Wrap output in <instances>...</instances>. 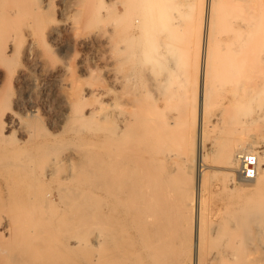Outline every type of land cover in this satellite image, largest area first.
Instances as JSON below:
<instances>
[{"label":"bare ground","instance_id":"1","mask_svg":"<svg viewBox=\"0 0 264 264\" xmlns=\"http://www.w3.org/2000/svg\"><path fill=\"white\" fill-rule=\"evenodd\" d=\"M51 1L0 0V79L31 82L43 93L52 85H70V95H55L62 109L54 117L63 123V130L51 136L36 133L12 108L13 101L2 95L0 84V119L7 117L27 136L26 143L36 144L33 149L20 144L2 157H11L8 165L19 173L18 179L42 176L59 182L64 210L58 222L65 233L71 231L65 256L70 249L89 248L83 257L74 256L73 264H180L187 254L185 264H264L263 19L236 18L224 31L216 26L222 19L213 17L215 1L207 0L204 6L195 68L198 108L193 111L199 122L198 169L188 204L194 216L184 225L180 209L174 207L175 181L168 168L172 154L168 144H160L170 139L172 127L186 110L174 33L181 22L171 16L169 0H101V5L67 0L62 22L52 21L43 11L41 3L50 6ZM94 4H99L96 15ZM111 7L116 16L103 19L101 11L111 16ZM96 21L106 22L101 25L104 30L82 32L89 23L97 26ZM218 28L225 32L224 38L217 36ZM30 29L22 50L30 63L3 70L7 52L14 51L19 36ZM69 30L81 46L93 39L103 43L106 84L81 86L70 59L63 56L55 62L42 46L43 38L55 39ZM78 62L82 73L89 71L82 59ZM33 69L40 71L37 77L31 76ZM215 92L221 96L208 112V100ZM86 94L93 95L87 106ZM5 140L0 124V150L9 149ZM70 144H76L74 149ZM253 149L259 158L255 184L228 186L229 201L207 215L202 195L204 156L211 153L232 169L239 165L240 152ZM38 153L42 164L36 169L30 161ZM228 175L233 183L234 174ZM239 179L247 181L241 175ZM25 197L21 201L29 199ZM28 202L0 222L2 233L15 242L34 240L56 227L55 216L51 217L58 212L54 206ZM44 217L46 230L40 233L37 228ZM12 257L1 264H11Z\"/></svg>","mask_w":264,"mask_h":264},{"label":"rangeland","instance_id":"2","mask_svg":"<svg viewBox=\"0 0 264 264\" xmlns=\"http://www.w3.org/2000/svg\"><path fill=\"white\" fill-rule=\"evenodd\" d=\"M97 1L99 3L101 2V0H94V3L97 4ZM206 1L207 0H169L171 16L175 18L177 16L178 18H176V20L179 19L178 23L181 22L178 27L176 26V32H174L176 33L177 45L175 43L174 44L179 48L177 54L179 67L178 70L181 74L179 81L181 80V85H183L180 87L182 88L181 102L182 104L184 103L186 110L182 114L179 122L172 127L170 139L168 141L161 142L160 144H168V148L172 154V159L168 162V168L172 171V177L175 181L173 184L174 207H178L180 209L182 223L184 225L188 220L191 219L192 216H194V209L191 210L188 204L191 200L192 194L195 193L196 171L198 169L197 147L199 122L198 118H195L197 117L195 114L197 113L196 109L198 108V93L197 88L194 87L196 86V74L198 73L196 72L197 70H195V68L198 64V34H200L201 30L200 22L202 20V16H204V6L206 5ZM214 1L215 8L213 7V17L215 18V16H217L216 18L219 17L218 19H222L221 22H219V25L218 22L215 21L217 23V25L216 23L215 25L221 27L220 30L225 31V27L228 28L229 22L236 18L250 19L257 17L259 19H263L264 21V0ZM67 2V0H53V2L50 3V6L46 5L45 2L41 3V5L43 6V11L45 14L49 15L52 21L54 18L56 22H59L58 20H61L60 22H62L66 15L63 12V6L64 3L66 4ZM98 6L96 7L94 4V7L91 6L90 9L89 6V9L94 11L96 8H98ZM92 7L94 10H92ZM111 10L114 13H112ZM109 11L112 13L111 16H103L104 12L101 11L103 19H106L105 17H107V19L109 17H113L114 19L116 16L115 8L111 7ZM96 12L97 10L95 11V15ZM92 14L94 13L92 12L90 15ZM98 15L99 14L97 13V16ZM175 18H173V20L171 19V21H175ZM93 19H95V17ZM94 23H92V25ZM96 23L98 24L99 22L96 21ZM105 23L104 21H101V23L98 24L100 26L94 25L92 27L91 25L89 27V24H91L89 23L87 26L88 28L86 27L87 29L85 28V30L82 32H87L89 30H99L98 28H101V25L105 27ZM216 30H218L216 32L217 36L219 35L218 33H220V38H224L226 36L225 32H219V28ZM28 33H31V29L29 31L24 30V33L19 36L16 49L14 51L7 52L5 61L1 63L3 70H13L17 67H20V65L22 66L24 63H30V60L26 59L22 52L26 44L25 36L27 37ZM87 33H91V31ZM74 38L75 37H73L72 31H62L56 36L55 39L47 38L46 40V38H43L41 43L44 44H42L43 47L46 46L45 48H47V51L51 53L50 54L48 52L55 62L60 60L63 56H67L70 59L75 71V75L79 78L78 83L81 86L106 84L107 79L104 73L105 52L103 43L100 41V39H93L88 45L81 46L77 43V41L75 42ZM80 57L83 60V63H85L89 68V71L83 73L80 71V67L78 66L80 64L78 60L81 61ZM39 74V70H31L32 77H37ZM0 84L3 87L2 95L4 94L5 96H8L11 101H13L12 108L22 118L23 122H25L28 126H31L33 129H36V133L39 135L42 134L43 136H51L53 134L60 133L63 130V123L58 122L54 117V114L62 109V104L58 102L59 100L58 98H55V95H58V93L70 95V85H62L60 87H55V85H52L50 90L43 93L31 82L21 84L15 82L14 80H6V78L3 77L0 79ZM218 96H221L219 92H215L210 96L207 107L208 112H212L216 107L215 100ZM17 98L18 100L16 101L15 99ZM92 101L93 95L86 94V100L84 101L86 106L90 105ZM252 105L253 101L250 102L249 105L251 113L253 112ZM196 106L197 108L194 110ZM193 111H196V113ZM172 112H175V110L173 109ZM193 113L195 114L193 115ZM9 123V119L7 117L2 118V120L0 119L3 135L6 139L5 141L11 143L5 144L7 145V148H9L8 150H0V222L5 221L6 217H8V214H14L18 205L22 202L30 201L27 203V205H30V203L31 205H34L33 203H35L37 207L45 208H50L52 205V207L54 206L53 209L58 210V212L55 211L51 215V217L55 216L54 222L56 226L51 231V233H42L40 237L34 240L23 241L21 243L16 241V243L15 240H13L14 237H9L7 232L3 231L2 233L0 230V264L2 262H6L7 258L11 256H13L12 259L15 260L14 257L16 255H19L20 257L18 256L19 258H17L14 262L11 261V264H18L17 260H19V264H73L75 261L74 256L77 258L83 257V252L86 251L88 254L90 250L89 248L70 249V254L65 256L64 248L69 244L71 231L69 230V233H65L62 224L58 222V214L64 210V207L62 210V206L64 205L63 202H61L62 200H60V194L57 193L59 192V182L57 179L47 180L42 176L33 180L30 177L18 179L19 173H17V171L12 166L8 165L9 161H11V157L5 158L2 156L11 154L10 149L17 147L20 144L25 143L30 149H33L36 144L26 143L25 141L27 140V136L22 134L15 125L10 123L12 125L11 126ZM208 136L213 137L214 135L209 132ZM220 136L221 135H219V137ZM216 138L218 140V137ZM56 145L58 146V144ZM59 145L62 146V144ZM70 145H73V149L74 145L76 146V144ZM57 146L55 147L54 145L56 149ZM39 150L40 149L36 150V152ZM247 151L256 152V149ZM38 155L40 154L38 153L37 157L30 161V166L36 167V169L42 164L41 157ZM204 157L205 158L202 162L203 178L205 181V188L202 191L204 200L203 208L205 209L207 215H211L210 213L213 209L223 207L226 202L229 201L228 186L232 187V185H237V187H241L242 183L253 185L255 184L256 180L254 178L252 180L241 181L239 179L240 174L238 172L239 165L231 169L219 163L217 159H214L215 157H213L211 153L208 155L206 154ZM20 172L23 173L22 171ZM230 173H233L235 177L233 183L231 182L232 180L230 177H228L230 176L228 175ZM225 186H227V188ZM32 187H34L33 192H31ZM22 196L29 197V199H26L25 197L27 201H21L23 200ZM176 203H178L179 206H176ZM44 218L45 219L42 220L37 228L38 232L40 233L46 230V225L43 224L45 221H48V218ZM12 240L15 243H13ZM6 247L11 248L9 251L11 256H9V253L5 251L7 249ZM187 257L181 256L180 264H185ZM65 258L70 259L65 261Z\"/></svg>","mask_w":264,"mask_h":264},{"label":"built area","instance_id":"3","mask_svg":"<svg viewBox=\"0 0 264 264\" xmlns=\"http://www.w3.org/2000/svg\"><path fill=\"white\" fill-rule=\"evenodd\" d=\"M239 174L247 180L254 179L259 170V158L254 151H243L238 154Z\"/></svg>","mask_w":264,"mask_h":264}]
</instances>
